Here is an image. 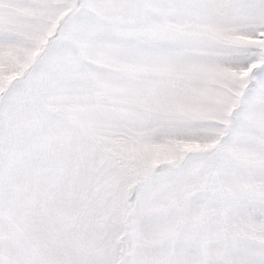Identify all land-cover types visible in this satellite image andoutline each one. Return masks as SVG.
Here are the masks:
<instances>
[{
  "label": "snow or ice",
  "instance_id": "6c2138e0",
  "mask_svg": "<svg viewBox=\"0 0 264 264\" xmlns=\"http://www.w3.org/2000/svg\"><path fill=\"white\" fill-rule=\"evenodd\" d=\"M0 264H264V0H0Z\"/></svg>",
  "mask_w": 264,
  "mask_h": 264
}]
</instances>
